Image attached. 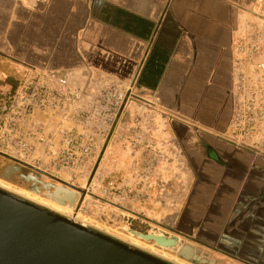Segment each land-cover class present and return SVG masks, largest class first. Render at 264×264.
Wrapping results in <instances>:
<instances>
[{
	"label": "crops",
	"instance_id": "obj_1",
	"mask_svg": "<svg viewBox=\"0 0 264 264\" xmlns=\"http://www.w3.org/2000/svg\"><path fill=\"white\" fill-rule=\"evenodd\" d=\"M263 4L0 0V63L9 70L1 72L0 95L14 90L28 67L62 73L73 88L90 95L110 84L135 83L134 94L157 100L163 112L176 115L175 128L220 131L231 103L235 36L246 30L250 17L257 19L251 9ZM11 73L16 76H6ZM10 77L18 82L13 88ZM59 130L56 119L44 123L42 133L49 139L40 144L58 146ZM246 161L249 168L227 174L233 184L226 187V205L219 204L215 239L221 249L222 240L232 242L227 255L264 264V158Z\"/></svg>",
	"mask_w": 264,
	"mask_h": 264
},
{
	"label": "rangeland",
	"instance_id": "obj_2",
	"mask_svg": "<svg viewBox=\"0 0 264 264\" xmlns=\"http://www.w3.org/2000/svg\"><path fill=\"white\" fill-rule=\"evenodd\" d=\"M251 12L257 19L252 16L246 21L249 26L235 36L232 46L234 77L257 76L256 81L251 80L259 87L256 108L251 112H247L246 107L244 112L243 107L245 103L247 106L254 102L247 94L239 93L235 80L229 94L231 103L226 127L220 131L205 127L195 131L188 127L187 130L177 129L172 121L177 119L175 114L163 112L157 100L154 103L141 93H133L125 105L124 116L106 140L97 145L95 157L83 170L62 169L49 157L35 155L17 159L3 143L7 132L0 121V152L16 158L0 154V183L46 200L51 198L45 196L48 193L45 188L41 187L39 193L31 190L34 186L40 187V183L33 182L29 175L43 182L67 185L76 192L72 202V211L79 216L74 219L76 222L137 248L140 247L128 242L133 236L130 229L178 236L176 248L158 252L175 256L186 264L203 263L178 256L176 252L183 244L192 245L211 264H249L248 258L225 253L227 246L232 245L231 241L222 240L221 249L215 237L216 222L222 219L219 204L226 205L229 195L226 187L233 184L230 180L233 178L227 174L249 168L246 161L249 158L256 161L264 158V67L256 65L263 62L264 66V48L254 56L256 64H248L238 48L243 38L257 32L259 27L264 28V6L261 10L255 7ZM2 71L9 72L0 63V76H3ZM13 74L6 76H16ZM10 79L13 88L18 82L14 77ZM132 84L134 87L135 83ZM3 85L0 79V90ZM257 87L253 86V89ZM248 94H253L252 98L255 96L252 92ZM248 114H251V120L247 119ZM45 148V145L36 144L33 151L45 153ZM14 166L19 169L11 170ZM69 199L70 194H59L56 202ZM133 237L145 246L153 245L152 241Z\"/></svg>",
	"mask_w": 264,
	"mask_h": 264
},
{
	"label": "built area",
	"instance_id": "obj_3",
	"mask_svg": "<svg viewBox=\"0 0 264 264\" xmlns=\"http://www.w3.org/2000/svg\"><path fill=\"white\" fill-rule=\"evenodd\" d=\"M238 48L248 64H256L254 56L264 48V28L259 27L257 32L243 38ZM262 63L256 65L264 67ZM21 76L14 90L0 95V121L7 132L3 143L17 159L33 158L35 141L47 143L49 139L42 133L44 123L56 119L57 128H60L59 145L50 142L45 148L47 156L37 157H49L57 161L62 169L83 170L86 167L95 157L97 145L104 142L117 126L133 94V84L114 83L90 95L82 89L73 88L66 75L34 67L25 68ZM256 77H234L239 93L247 94V98L249 96L254 102L247 103V106L245 103L244 112L245 107L247 112L256 108L259 89L253 82ZM253 86L257 88L253 89ZM250 92L255 94L254 98L253 94H248ZM247 119L251 120V114ZM109 185L112 186V182Z\"/></svg>",
	"mask_w": 264,
	"mask_h": 264
},
{
	"label": "water",
	"instance_id": "obj_4",
	"mask_svg": "<svg viewBox=\"0 0 264 264\" xmlns=\"http://www.w3.org/2000/svg\"><path fill=\"white\" fill-rule=\"evenodd\" d=\"M60 190L70 194L67 201L72 204L76 192ZM130 231L156 245L175 247L179 241L175 235ZM176 254L192 262L211 264L190 244H183ZM0 264L174 263L0 187Z\"/></svg>",
	"mask_w": 264,
	"mask_h": 264
},
{
	"label": "bare ground",
	"instance_id": "obj_5",
	"mask_svg": "<svg viewBox=\"0 0 264 264\" xmlns=\"http://www.w3.org/2000/svg\"><path fill=\"white\" fill-rule=\"evenodd\" d=\"M0 186L5 188V189H8V190H12V191H15L17 194L19 195H22L24 197H26L27 199H30L34 202H37L43 206H46L56 212H59L61 214H64L66 216H70L72 217L73 219H77L79 216L78 215H75L72 211V204H67V203H64V202H56V201H51V200H46V199H43V198H40L39 196L33 194V193H29V192H26V191H20V190H14L12 188H10L9 186H6L4 184H1L0 183ZM128 231V230H127ZM130 234H132L133 236H135L130 230H129ZM150 233H153V234H156V235H163V234H160V233H154V232H150ZM133 236L129 237L128 239V242H130L132 245H137L139 246L140 248H143L144 250L148 251L149 253L151 254H154L156 256H159L163 259H167L170 260L169 262L172 261V263L174 262V264H186L184 262H181L177 259V257L175 256H171V257H168L166 254H161L159 253L158 251H161V250H167V249H173V248H176L175 247H167V246H162V245H156L154 241L153 242V245H143L138 239L134 238ZM137 238H140L138 236H136ZM188 264V263H187ZM192 264V263H191Z\"/></svg>",
	"mask_w": 264,
	"mask_h": 264
},
{
	"label": "flooded vegetation",
	"instance_id": "obj_6",
	"mask_svg": "<svg viewBox=\"0 0 264 264\" xmlns=\"http://www.w3.org/2000/svg\"><path fill=\"white\" fill-rule=\"evenodd\" d=\"M20 163H22V162H20ZM22 164H24V163H22ZM24 165H26V164H24ZM17 169H19V167L18 166H14L11 170H17ZM28 178H30L33 182H39L40 183V187L34 186V187L31 188V190L33 192H38L39 193L40 192V188L43 187L48 192L45 196H47V198H51L52 201H56L58 196H59V194L65 195V193L61 192L60 188H63V189L69 190V191H74L71 187H69L67 185L61 186V185H59L57 183L43 182L40 179H38V178H36L35 176H32V175H29ZM64 203L71 204L67 200H65Z\"/></svg>",
	"mask_w": 264,
	"mask_h": 264
}]
</instances>
